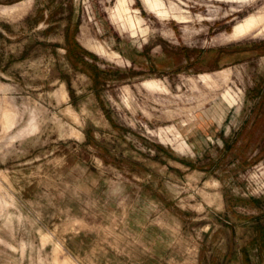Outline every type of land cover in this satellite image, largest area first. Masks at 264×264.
I'll return each instance as SVG.
<instances>
[{"label": "rangeland", "instance_id": "374dc122", "mask_svg": "<svg viewBox=\"0 0 264 264\" xmlns=\"http://www.w3.org/2000/svg\"><path fill=\"white\" fill-rule=\"evenodd\" d=\"M259 17L0 0V264H264Z\"/></svg>", "mask_w": 264, "mask_h": 264}, {"label": "bare ground", "instance_id": "6f19581e", "mask_svg": "<svg viewBox=\"0 0 264 264\" xmlns=\"http://www.w3.org/2000/svg\"><path fill=\"white\" fill-rule=\"evenodd\" d=\"M263 19H264L263 17H259V18H249L245 20L244 22L236 25L233 28V35L238 37L250 33L258 24H260L263 21ZM262 32H264V28Z\"/></svg>", "mask_w": 264, "mask_h": 264}, {"label": "trees", "instance_id": "16d2710c", "mask_svg": "<svg viewBox=\"0 0 264 264\" xmlns=\"http://www.w3.org/2000/svg\"><path fill=\"white\" fill-rule=\"evenodd\" d=\"M77 33V29L74 30V32L70 35V43L72 46H74V49L75 50H83L82 47L76 42V40L74 39L75 35ZM94 71H95V75H98L99 74V70L96 66H94ZM261 242H262V246L264 248V231H261ZM249 262V260H248Z\"/></svg>", "mask_w": 264, "mask_h": 264}]
</instances>
